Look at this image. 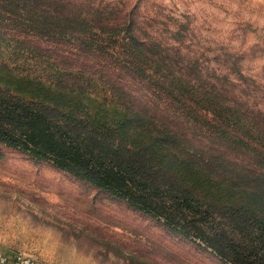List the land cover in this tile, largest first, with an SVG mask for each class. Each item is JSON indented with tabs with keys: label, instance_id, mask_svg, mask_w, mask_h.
<instances>
[{
	"label": "rangeland",
	"instance_id": "rangeland-1",
	"mask_svg": "<svg viewBox=\"0 0 264 264\" xmlns=\"http://www.w3.org/2000/svg\"><path fill=\"white\" fill-rule=\"evenodd\" d=\"M9 2L15 8L9 16L44 22V32L22 34L41 55L16 59L0 46V60L15 71L56 81L60 67L99 70L107 86L117 81L165 115L181 118L151 83L167 98L187 100L215 129H229L228 118H235L241 127L264 130V0ZM98 90L109 95L107 88ZM12 93L0 86V94ZM24 146L31 145L0 141V258L24 253L41 264H261L247 256L258 250L228 227L217 230L210 222L209 229L205 216L195 223L224 246V258L168 222L171 215L188 222L189 210L176 212L166 198L145 208L130 199L133 189L125 182L110 189L33 157Z\"/></svg>",
	"mask_w": 264,
	"mask_h": 264
},
{
	"label": "trees",
	"instance_id": "trees-1",
	"mask_svg": "<svg viewBox=\"0 0 264 264\" xmlns=\"http://www.w3.org/2000/svg\"><path fill=\"white\" fill-rule=\"evenodd\" d=\"M13 12L9 0H0V46L7 45L16 59L41 55L22 34L44 32L43 20H18L9 16ZM99 72L60 67L56 81H43L0 60V86L13 92L0 94V141L31 145L21 149L110 189L125 182L133 189L130 199L145 208L154 198H166L176 212H190L186 223L167 216L175 229L228 258L214 236L195 226L205 216L209 229L210 222L217 230L228 227L258 250L249 259L264 264V130L241 127L235 118H228L229 129H215L191 112L187 100L167 98L151 83L153 93L183 120L165 115L117 81L107 86Z\"/></svg>",
	"mask_w": 264,
	"mask_h": 264
},
{
	"label": "built area",
	"instance_id": "built-area-1",
	"mask_svg": "<svg viewBox=\"0 0 264 264\" xmlns=\"http://www.w3.org/2000/svg\"><path fill=\"white\" fill-rule=\"evenodd\" d=\"M14 261L16 264H41L36 258L24 253H18L15 255Z\"/></svg>",
	"mask_w": 264,
	"mask_h": 264
},
{
	"label": "crops",
	"instance_id": "crops-1",
	"mask_svg": "<svg viewBox=\"0 0 264 264\" xmlns=\"http://www.w3.org/2000/svg\"><path fill=\"white\" fill-rule=\"evenodd\" d=\"M0 264H16L13 255H5L0 258Z\"/></svg>",
	"mask_w": 264,
	"mask_h": 264
}]
</instances>
